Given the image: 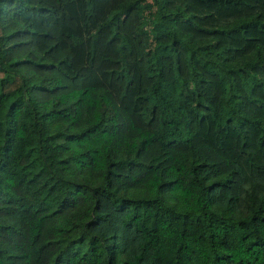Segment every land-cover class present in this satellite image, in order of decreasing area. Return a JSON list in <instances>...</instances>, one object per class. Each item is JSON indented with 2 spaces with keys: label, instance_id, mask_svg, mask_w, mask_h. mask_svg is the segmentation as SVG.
Segmentation results:
<instances>
[{
  "label": "trees",
  "instance_id": "trees-1",
  "mask_svg": "<svg viewBox=\"0 0 264 264\" xmlns=\"http://www.w3.org/2000/svg\"><path fill=\"white\" fill-rule=\"evenodd\" d=\"M0 264H264V0H0Z\"/></svg>",
  "mask_w": 264,
  "mask_h": 264
}]
</instances>
